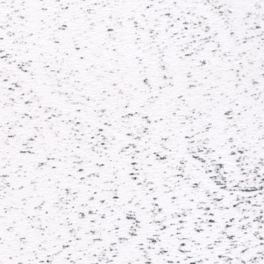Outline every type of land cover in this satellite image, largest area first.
<instances>
[{
	"label": "snow or ice",
	"instance_id": "snow-or-ice-1",
	"mask_svg": "<svg viewBox=\"0 0 264 264\" xmlns=\"http://www.w3.org/2000/svg\"><path fill=\"white\" fill-rule=\"evenodd\" d=\"M0 264H264V0H0Z\"/></svg>",
	"mask_w": 264,
	"mask_h": 264
}]
</instances>
